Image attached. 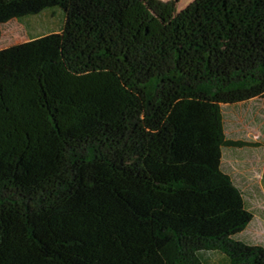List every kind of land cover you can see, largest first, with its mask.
Instances as JSON below:
<instances>
[{"label":"trees","instance_id":"16d2710c","mask_svg":"<svg viewBox=\"0 0 264 264\" xmlns=\"http://www.w3.org/2000/svg\"><path fill=\"white\" fill-rule=\"evenodd\" d=\"M178 3L0 0V35L63 13L0 50V264H264L220 169L261 146L221 107L264 100V0Z\"/></svg>","mask_w":264,"mask_h":264},{"label":"rangeland","instance_id":"374dc122","mask_svg":"<svg viewBox=\"0 0 264 264\" xmlns=\"http://www.w3.org/2000/svg\"><path fill=\"white\" fill-rule=\"evenodd\" d=\"M167 2L168 0H160ZM188 2V0H181L178 4V6L175 9L176 14L178 15L182 10V5ZM28 21H30V32L27 33L25 27L15 20H12L8 22L5 25L1 26V35H0V50L4 48H8L10 46H14L20 43H24L29 41V38L32 36V38H38L41 36H45L47 34L58 32L61 28V25L63 23V13L61 10H50L44 13L42 16L39 17H32ZM5 40L8 42H11L9 45H5ZM4 48L1 49L2 46ZM256 100V99H254ZM259 102L250 103L244 102L241 104L236 105H223L221 107L227 137L232 139H239L245 142L249 143H258L261 146L257 148H264V100L259 99ZM259 103V104H258ZM263 103V105H261ZM230 150L239 151V149H233ZM249 203V201H247ZM262 201H257L259 204ZM250 203L254 206H257L256 201H250ZM261 204V203H260ZM249 212V211H248ZM250 213V212H249ZM253 216L251 226L248 227L251 228H258L259 231H263L260 233V243H250L248 241L250 237L248 233H246L244 237H238V239H242L243 243L247 245H253V246H261L264 247V224L263 227L259 225L260 218L257 211H254L253 213H250ZM258 224V225H257ZM256 225V226H254ZM262 227V228H260ZM249 233L252 236L253 230L249 229ZM251 241V240H250Z\"/></svg>","mask_w":264,"mask_h":264},{"label":"crops","instance_id":"0c3cea01","mask_svg":"<svg viewBox=\"0 0 264 264\" xmlns=\"http://www.w3.org/2000/svg\"><path fill=\"white\" fill-rule=\"evenodd\" d=\"M180 1L181 0H179V2ZM192 1L193 0H188V2L183 4L182 10L186 8ZM4 47L5 46H2L1 49ZM258 100L259 99L250 100L249 102L256 103L259 102ZM261 105H263V103ZM223 130H224L225 138L227 140L245 142L239 139L236 140L227 137L224 117H223ZM245 143H249V142H245ZM230 149L231 147H222L221 149L222 158H221L220 169L224 174L230 177L235 188L239 191L245 209L250 213H253L254 211L258 212L260 218V223L258 224L263 227L264 187L262 186V176L264 173V148L263 149L257 147L233 148V149H239V151L237 152ZM258 200L262 201L260 202L261 204L257 203ZM246 201H249V203ZM250 201H256L257 206L252 205ZM248 228L249 227H247L246 229ZM242 233L236 235L234 239L238 241L242 240V239H238V237H240Z\"/></svg>","mask_w":264,"mask_h":264}]
</instances>
